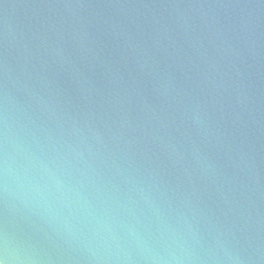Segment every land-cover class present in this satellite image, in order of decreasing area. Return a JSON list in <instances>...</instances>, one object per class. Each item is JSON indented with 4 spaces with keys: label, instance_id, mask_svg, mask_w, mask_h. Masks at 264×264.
<instances>
[{
    "label": "water",
    "instance_id": "obj_1",
    "mask_svg": "<svg viewBox=\"0 0 264 264\" xmlns=\"http://www.w3.org/2000/svg\"><path fill=\"white\" fill-rule=\"evenodd\" d=\"M42 264H264V0H0V222Z\"/></svg>",
    "mask_w": 264,
    "mask_h": 264
},
{
    "label": "clouds",
    "instance_id": "obj_2",
    "mask_svg": "<svg viewBox=\"0 0 264 264\" xmlns=\"http://www.w3.org/2000/svg\"><path fill=\"white\" fill-rule=\"evenodd\" d=\"M13 238L7 220L0 222V264H42L35 256L22 250L13 251Z\"/></svg>",
    "mask_w": 264,
    "mask_h": 264
}]
</instances>
